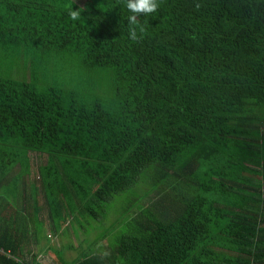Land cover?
Returning <instances> with one entry per match:
<instances>
[{
  "label": "trees",
  "instance_id": "obj_1",
  "mask_svg": "<svg viewBox=\"0 0 264 264\" xmlns=\"http://www.w3.org/2000/svg\"><path fill=\"white\" fill-rule=\"evenodd\" d=\"M157 2L132 41L122 0H0V53L26 57L0 65V264H264V0Z\"/></svg>",
  "mask_w": 264,
  "mask_h": 264
},
{
  "label": "rangeland",
  "instance_id": "obj_2",
  "mask_svg": "<svg viewBox=\"0 0 264 264\" xmlns=\"http://www.w3.org/2000/svg\"><path fill=\"white\" fill-rule=\"evenodd\" d=\"M79 4L83 5L86 0H76ZM11 51L16 52L14 49H7L6 46L3 47L2 49V54L0 53V65H1V70L3 75H7V74H12L15 77L19 78H23L22 77V73H23V69H24V65H25V60L26 57H24L22 54H19V58H18V65L16 63V56L12 57L10 53ZM10 55V56H9ZM16 55V53L14 54ZM15 61V62H14ZM30 61H32L30 59ZM13 64V65H12ZM65 66V67H64ZM28 69V71H31V66L26 67ZM35 68V67H34ZM13 70V71H12ZM77 70V64L74 61V63H72V61H68L65 59H62V62L58 64V68H57V79L53 76H51V79L48 81L50 83H53L55 80H57L58 82L62 83V84H69V82L74 81V72H76ZM12 71V72H11ZM39 70L37 71V75L38 77H40ZM39 86H40V90H43L46 88L47 84L44 83V81L40 80L39 82ZM106 89H103L102 92H105ZM31 158H32V169H31V175H30V181H35L37 180V164L42 163L45 161V156L43 157H38V155L35 154H31ZM138 192L136 190H131L130 193L127 191L118 195L117 197L113 198L106 206V211H107V215L103 220H106L104 222H106L107 224H105L104 222L102 224H100V222L98 221H94L90 218H82V220L79 222L78 224V228H77V234L75 233L74 235V231L73 234H71L70 236H72L71 238H68L67 236H65V244L67 243H71L75 246V248H72L73 250H66L64 249L63 253H65V259L67 261H72L73 259H75L77 253L78 256H80V254L82 252H84V247L78 248L80 241L79 240H83L84 238H86L87 243H89L88 246L92 243H90V241L92 240V238H97V236L99 234H102L103 232H105L110 225L112 224V222L114 221V219L116 218V215L118 213V215L121 212H124L125 207L127 206V203L129 202L131 197L136 198L137 197ZM136 203V202H135ZM40 215H43V213H41ZM83 228V229H81ZM81 229V230H80ZM124 229V225L120 224L118 227H116L115 229H111L109 231V234L107 236V238H105V241H113L115 239V237L121 233L120 231ZM48 236L51 235V239H52V243L55 247H60L61 246V242L60 239L55 238V236L58 235H54L51 234V232H49L48 230H44V234H46ZM70 233H72L70 231ZM91 238V239H90ZM58 240V241H57ZM64 240V238H63ZM95 240H93L94 242ZM47 241L45 239L41 240V243L38 247L33 248L35 250H38L40 247L47 246ZM76 250V251H75ZM63 253H61L63 255ZM29 258V256H27ZM51 255L49 256L48 254L45 255L44 253L42 255H40V260L43 263L46 264H53L52 259H51Z\"/></svg>",
  "mask_w": 264,
  "mask_h": 264
},
{
  "label": "clouds",
  "instance_id": "obj_3",
  "mask_svg": "<svg viewBox=\"0 0 264 264\" xmlns=\"http://www.w3.org/2000/svg\"><path fill=\"white\" fill-rule=\"evenodd\" d=\"M123 6L128 10L130 15L127 17L129 28L127 31L128 38L132 41L139 39L137 33V17L155 12L158 7L157 0H122ZM68 15L75 20L78 17L77 10L70 9ZM143 31V29H141Z\"/></svg>",
  "mask_w": 264,
  "mask_h": 264
}]
</instances>
